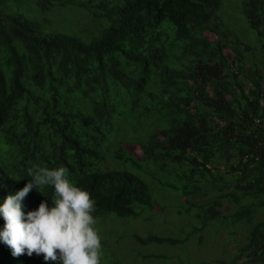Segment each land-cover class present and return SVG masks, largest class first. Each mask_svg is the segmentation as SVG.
<instances>
[{"label":"trees","instance_id":"trees-1","mask_svg":"<svg viewBox=\"0 0 264 264\" xmlns=\"http://www.w3.org/2000/svg\"><path fill=\"white\" fill-rule=\"evenodd\" d=\"M224 1L0 0V206L34 166L66 168L95 200L96 221L154 211L149 184L155 193L166 184L184 196L179 216L196 224L187 239L242 225L232 263L264 264V0H232L251 38L232 29ZM62 11L99 29L85 42L31 15L52 13V26ZM53 197V186L34 188L23 211ZM0 264L61 262L13 256L0 240Z\"/></svg>","mask_w":264,"mask_h":264},{"label":"rangeland","instance_id":"rangeland-1","mask_svg":"<svg viewBox=\"0 0 264 264\" xmlns=\"http://www.w3.org/2000/svg\"><path fill=\"white\" fill-rule=\"evenodd\" d=\"M224 3V17L230 19L232 29L243 36L247 37L248 35L251 38L250 33H245L246 28L242 25L240 17L234 10L235 8H233L234 2L225 0ZM50 14H37L35 12V14L32 13L31 15L37 17V21L41 23L46 31L59 30L58 32H62L64 29L65 31L62 33L75 34L85 42H89L90 38H92V33L99 29V23L95 21V24H93V19L89 16L83 17L84 13L82 11H77L73 14L62 11L56 16V20L60 21V23L52 26L47 21L50 18L52 22H55L50 17ZM26 16L28 15L26 14ZM28 17L31 18L30 14ZM73 21H76V25L80 23L82 25L80 24L79 27H76L74 23L70 24ZM123 147L132 153L135 158L140 159L142 157L139 144L131 145L126 143ZM111 159L110 156L109 162ZM152 184L155 183L151 181V184H149L156 206L154 211L150 208H145L138 218H126L124 220L109 218L104 221H97L95 227L99 230L103 245L101 264L113 263L114 260H117L118 264H217L213 262L219 258L227 264H247L244 263L245 259L232 263L238 254L239 246L244 242L245 229L242 225L227 229L221 226L218 228L209 227L202 234L187 239V236L192 231L191 229L196 224H194L191 217L183 216L181 218L177 212L178 208H181L180 202L183 203L184 196L180 195V192L172 186L166 184L165 186L159 185L160 187H156V193H159L156 194L153 191ZM202 199L206 200L207 198L203 196ZM185 212L184 215H186ZM225 212L228 213V211ZM263 218L264 212H261L257 215L256 221ZM232 231L234 232L232 233ZM150 235L180 239L181 243L174 245L160 243L143 244L135 237L146 239ZM200 236L203 239L202 244L198 243V237ZM113 256L115 258H112Z\"/></svg>","mask_w":264,"mask_h":264},{"label":"clouds","instance_id":"clouds-1","mask_svg":"<svg viewBox=\"0 0 264 264\" xmlns=\"http://www.w3.org/2000/svg\"><path fill=\"white\" fill-rule=\"evenodd\" d=\"M30 181L16 195H8L0 206L5 225L0 240L13 256L42 255L45 261L61 264H101L102 237L95 227L96 210L91 194L67 178V169L34 166L27 170ZM54 187L53 205L47 201L38 210L23 211L21 201L28 193Z\"/></svg>","mask_w":264,"mask_h":264}]
</instances>
